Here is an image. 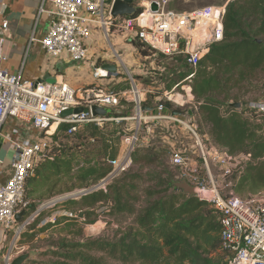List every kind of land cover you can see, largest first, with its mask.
Segmentation results:
<instances>
[{
    "label": "built area",
    "instance_id": "1",
    "mask_svg": "<svg viewBox=\"0 0 264 264\" xmlns=\"http://www.w3.org/2000/svg\"><path fill=\"white\" fill-rule=\"evenodd\" d=\"M114 1L41 0L39 14H47L49 23L39 41L49 54L59 57L68 52L79 62L88 59L87 40L91 38L94 26L102 28L110 41L113 31L127 32L130 41L139 39L156 54L171 59L184 58L189 73L171 89L165 88L157 94L153 87L138 81L113 48L114 62L110 63L118 65L119 61L123 65V74H127L125 79L130 82V88L117 92L102 84L75 88L65 81L22 78L8 68L7 56L0 45V151L7 144L11 152L10 158L0 156V177L5 178L0 180V264H12L26 251V246L19 244L20 236L41 209L21 221L16 217L29 208L27 181L35 175L39 164L51 156L55 135L63 133L66 137H73L85 132L89 124L102 128L109 121L120 123L126 120H137V124L133 134L124 132L122 135L126 150L121 157H105L112 166L111 172L97 183L54 196H59L54 206L100 189L106 190L114 177L127 172L133 165L132 151L143 142L149 145L148 137L141 135L142 130L145 131L144 124H148L146 128L151 130L157 123L165 121L170 130L175 122L190 133L199 163L191 160L183 145L174 144L169 152L171 167L177 170L179 178L192 185L193 193L199 199L209 202L218 213L223 264L264 263V190L240 195L232 184H229L228 191L222 190L213 167L225 166L224 174L228 175L237 162L236 157L225 148L204 141L191 112L195 103L192 79L210 46L224 38V15L229 1L181 12L169 8V0H134L135 7L142 8V11L136 16L119 17L112 15ZM154 1L159 4L158 10L152 9ZM3 27H8V21H4ZM105 62L103 56L93 59L95 78L110 74L102 68ZM118 70L120 73L119 66ZM148 93H154L152 95L156 98L153 107L144 104ZM129 98L134 102V113L130 116L119 114L122 101L129 102ZM166 101L189 109L184 116L165 113ZM95 107L107 109L106 114L95 113ZM246 107L254 110L258 121L264 119L263 101L249 102ZM78 108L80 112L76 111ZM66 111L69 113L64 115ZM187 115L193 116L195 121H187ZM95 140L92 135L90 141ZM244 157L251 159L249 154ZM65 211L66 215H73ZM51 221L44 220L45 224Z\"/></svg>",
    "mask_w": 264,
    "mask_h": 264
},
{
    "label": "trees",
    "instance_id": "2",
    "mask_svg": "<svg viewBox=\"0 0 264 264\" xmlns=\"http://www.w3.org/2000/svg\"><path fill=\"white\" fill-rule=\"evenodd\" d=\"M169 8L176 7L169 3ZM141 11L142 8H138L134 16ZM224 26L223 40L210 46L200 59L192 79L195 103L191 112L196 116L198 131L205 127L204 135L212 143L225 148L233 156L250 155L246 171L237 182L236 192L260 191L264 190V171L260 169L264 166V119L255 122L250 116L254 110L244 107L243 102H240V107H233L232 103L240 101V97L237 93L232 94L254 79L264 78V0L229 1ZM132 42L144 56L155 52L139 39ZM160 56L163 55L157 54L156 59ZM179 59H183L186 70L176 66L166 89H171L189 73L184 58ZM129 88L130 82L123 79L111 84L110 90L117 92ZM146 103L153 104L151 100ZM119 108L121 115H128L131 111L129 102L125 100ZM188 109L166 101L164 112L184 116ZM254 118L257 119L258 115L255 114ZM79 134L84 138L73 144L68 142L74 141L69 140L71 137L55 135L51 156L39 164L35 175L27 181V194L33 195L38 190L36 184L39 179L41 185L52 184V187L65 180L66 185L59 193L63 194L97 183L111 172L112 166L105 159L104 149L89 145L88 134ZM164 153L151 145L148 148L136 147L132 156L140 169H133L129 174L125 172L123 177L121 174L114 177L106 190L100 189L80 199L66 201L67 211L79 213V208L75 209L77 205L86 209V223L97 222L102 212L110 215L128 213L133 220L114 240L99 237L61 242L53 251L57 259L46 264H109L104 254L120 261V264H223L218 213L209 202L175 184L177 175L169 169L171 165L166 169L152 168L157 162L161 164L160 158ZM160 166L163 167L162 164ZM146 168V173H143ZM146 176L148 184L140 189L137 181L144 180ZM31 181L35 182L33 189L28 187ZM35 207L31 203L22 220L35 211ZM103 207L104 211H100ZM75 216L74 213L58 215L54 224L66 222L70 226L77 220ZM49 223L41 228L48 229L53 225ZM35 236V233L29 235L31 240ZM93 252H102L103 255L97 256Z\"/></svg>",
    "mask_w": 264,
    "mask_h": 264
},
{
    "label": "rangeland",
    "instance_id": "3",
    "mask_svg": "<svg viewBox=\"0 0 264 264\" xmlns=\"http://www.w3.org/2000/svg\"><path fill=\"white\" fill-rule=\"evenodd\" d=\"M228 1L232 0H169V3H173L174 7L172 8L175 10L183 9V10H190L193 7L197 6H203L211 3L216 4H225ZM181 11V10H180ZM95 27V26H94ZM100 28V27H98ZM112 30H114L112 28ZM100 34L98 37H95V45L96 49H104L103 51L111 50L114 52L112 48V44L116 47V49L120 52L119 54L125 60L127 63H131L132 61H129L132 56L130 55L129 51L133 53V44L129 43V41H126L125 39H119L118 37L111 36V41L106 37V34L104 33V30L101 28ZM165 60H163L164 62ZM87 70H91L93 67V63L91 61L87 60ZM162 62V64H163ZM164 64L167 66L168 75L172 76V73L176 66L180 65L179 68L182 70H186L184 67L186 64L184 63L183 59H178V62L174 63L169 61V63ZM119 68H123L122 64L118 61ZM124 70V69H123ZM123 77H127V74H123ZM263 75V74H261ZM136 76V75H135ZM264 76V75H263ZM159 77V76H158ZM153 78L151 80V83L143 82V85L145 86H151L155 89L156 93L159 94L163 92L165 89L166 83L163 85V83L166 81V79H163L162 81L159 80V78ZM138 81L141 82V80L136 76ZM141 82V83H142ZM113 85V84H112ZM156 87V88H155ZM182 88L180 89V91ZM239 95L240 101L244 103V107L249 104V102L252 101H263L264 102V78H261V80L254 79L251 84L246 85L242 88H237L232 95ZM154 93H148L147 95H152ZM180 106V105H176ZM180 107H188V106H180ZM130 115L134 113L133 111L129 112ZM128 113V115H129ZM194 113V112H193ZM192 113V114H193ZM195 116V114H193ZM250 116H252V119L257 122L258 118H254L255 114L250 113ZM196 118V116H195ZM187 121H195L193 119V116L187 115L186 117ZM197 121V119H196ZM137 124V120H130V121H122L120 123H117L115 121H109L105 124L104 127L99 128L95 126L94 124H89L87 128L84 130L85 134H88L87 139H89V145L97 147V149H104L105 152H112V153H122L126 150V145L123 142V134L124 132H127V134H133L134 126ZM197 124V123H196ZM148 124H144V130H142L141 135L148 137L149 145L146 143H142L141 146H137L139 148H148L150 145L158 151H164L165 153L161 156L160 162L163 165L161 167L160 163L157 162L156 164L152 165L153 169H166L167 166H170V159H169V152L170 147L172 145H183L184 150L189 154V157L192 161L198 162V151L196 147H194V141L188 133V131L180 124L172 122V127L170 130L166 127L167 123L165 121L157 123L155 126L152 127L151 130H148L147 127ZM171 125V124H170ZM199 126V125H198ZM205 127L202 128L203 131H200L201 136L203 137L204 141L211 142L212 140L209 139L205 134ZM63 135V133H61ZM96 137V142H90L91 136ZM80 134H76L75 136L71 137L69 140L74 141H68L70 144L78 143L79 140L83 139L84 137H79ZM115 154V156H116ZM236 157V163L235 166L232 168V173L225 175V166L219 167L214 165L213 172L215 173L216 179L218 180V183L220 184V187L223 191H228L229 184H232L233 189H236L237 182L239 178L244 174L246 171L247 164L249 162L248 159L244 157V154H235ZM139 164H134L129 168V170L126 172L129 174L130 171L138 170L140 169ZM174 172V174L177 175L175 177V184L178 187H181L184 190L193 192L192 185L184 179H181L178 177L177 170L173 169L171 166L169 168ZM264 171V166L260 168ZM143 173H146L147 168L143 170ZM125 175L121 174V177ZM148 176L145 177L144 180L137 181L140 189H143L147 186L148 180L146 179ZM56 180V179H55ZM129 181V178L127 179ZM136 182V183H137ZM35 182L31 181L29 182L30 189L33 188V184ZM36 184L40 188L39 185H41L40 179L37 180ZM256 183V182H255ZM43 184V183H42ZM66 185V181H60L57 183L55 187H52V184H45L41 187V191L37 194L30 195L27 194V198L30 200V204H35V210H40L39 215L31 222L30 225L27 226L26 230L21 234L19 239V244H23L26 246L25 253H31V257L24 263V264H46L48 261H54L57 259L56 256L53 255L54 249L58 248L61 245V242L63 241H70V242H78V241H85L87 239H95L99 237H103L106 239L114 240L116 237H120L122 235V232L129 227L130 219L128 213H119L116 215H110L105 212H102V215L99 217V220L92 224V223H86L85 215L80 216L81 210L79 213L74 211H68V213H74L75 216V222L73 221L70 226L67 225L66 222L61 223L58 226H55L53 228H48L46 230H43L40 228V226H46L44 220H53L49 224H54L56 221L57 215H66L65 211V204H58L54 206V201L59 197H54L59 195L61 188ZM51 189V191H50ZM248 192H252L251 190L245 191L243 193H238L240 195H244ZM44 193H47L48 195L45 197H42ZM29 204V206H30ZM78 206V205H77ZM76 206L75 209L78 207ZM105 207L101 208L100 211H104ZM31 211V210H30ZM33 212V211H31ZM30 212V214H31ZM64 213V214H63ZM86 213V211H85ZM56 215V217H55ZM69 215V214H68ZM35 228V230H32ZM35 233L36 236L34 239H30L29 235ZM93 254L99 256L103 255L102 252H93ZM109 264H120V261L114 259L111 256H108L104 254Z\"/></svg>",
    "mask_w": 264,
    "mask_h": 264
},
{
    "label": "crops",
    "instance_id": "4",
    "mask_svg": "<svg viewBox=\"0 0 264 264\" xmlns=\"http://www.w3.org/2000/svg\"><path fill=\"white\" fill-rule=\"evenodd\" d=\"M40 2L41 0H0V45L7 56L6 64L11 71L20 74L24 79L32 81L42 80L45 75L50 73L52 76L56 77L55 81L58 80L68 82L75 88L86 87L92 84H102L111 87V84H115L125 79V77L119 76L120 74H123V68L120 69L118 76L108 74L98 79L95 78L92 73L93 67L91 70H87V60L92 63L94 58L103 56L106 58L107 62H114L111 50L104 52V49H96L95 37H98L101 32L98 31L101 30V28H98L97 26L93 27L91 38L87 40V45L89 47L88 59L79 62L75 61L68 52H64L59 57L49 54L39 41V39L46 33L49 23V17L47 14H39ZM203 6L193 7L192 9ZM180 10L181 12L190 11L183 9H179L177 11ZM4 21H8L7 28L3 27ZM127 34V32L119 33L116 31H113L112 33L113 36L118 37L119 39H125L134 46L133 53L129 51L132 56L129 61L132 62L127 63L124 60L125 65L141 80V82L151 83L150 81L153 80V78L156 79L158 76L160 81L166 79L163 85L169 82L171 76L168 75L167 66L164 62L169 63V61H171L177 63L178 59H171L165 56H160V58L156 59L157 54L155 52L150 56H144L139 52L137 46L129 40ZM111 45L112 48L116 49L114 44L111 43ZM163 60L165 61L163 62ZM145 99L146 101L144 102L151 100L153 103L152 105H149L148 103H146L148 104L146 105L144 103L145 106L153 107L155 105V96L146 95ZM129 107L131 111L134 110V102L130 98ZM118 112L120 114L122 113V110H119ZM94 142H96V140ZM115 154L116 153L109 151L106 152V157H121V153H117L116 156ZM0 156L3 158L11 157V152L7 144L2 147ZM0 180L4 181L5 178L0 177ZM42 186L43 185H40V188L33 193V196L41 191ZM47 195V193H44L42 197ZM81 207V205L78 207L80 211H86L85 208L83 209ZM129 219L132 221L133 216L129 215ZM55 226L58 225L53 224L49 228H53ZM41 227L42 226H40V228Z\"/></svg>",
    "mask_w": 264,
    "mask_h": 264
},
{
    "label": "water",
    "instance_id": "5",
    "mask_svg": "<svg viewBox=\"0 0 264 264\" xmlns=\"http://www.w3.org/2000/svg\"><path fill=\"white\" fill-rule=\"evenodd\" d=\"M151 6H152L153 10H158V8H159V4L156 1H154ZM136 12H137V8L134 5V0H115L114 1L113 9H112V15L114 17L133 16L136 14ZM102 68L107 70L111 75H118L119 74L118 65L116 63L106 62V63L102 64ZM42 80L54 82L56 80V77H54L50 73H48L47 75H45V77ZM232 106L238 108L241 106V103L239 101H237V102L232 103ZM76 111L80 112L81 109L78 108V109H76ZM94 112L106 114L107 109L95 107ZM68 113H69V111H66V112H64V115H67ZM24 213L25 212L22 211L21 213L17 214L16 219L18 221H21ZM84 215H85V211H81L80 216H84ZM30 257H31V253H24V254L16 257L13 260L12 264H24ZM259 264H264V263H259Z\"/></svg>",
    "mask_w": 264,
    "mask_h": 264
}]
</instances>
